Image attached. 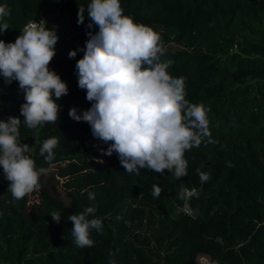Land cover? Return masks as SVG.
I'll return each instance as SVG.
<instances>
[{"label":"trees","instance_id":"trees-1","mask_svg":"<svg viewBox=\"0 0 264 264\" xmlns=\"http://www.w3.org/2000/svg\"><path fill=\"white\" fill-rule=\"evenodd\" d=\"M90 3L0 0L11 10L4 19L9 29L0 34L5 43H14L29 21L46 19V27L55 28L59 39L49 69L68 87V94L56 100L57 123L19 130L36 168L47 169L39 179L38 202L29 204L27 195L15 200L0 167V264H109L112 259L116 264H195L199 256L211 264H264V0H120L123 15L160 35V60L173 61L169 75L185 78V99L210 109L211 135L186 150L187 176L177 180L168 170L161 175L146 169L139 175L121 172L119 179L92 174L90 181L83 180L82 192H71L68 207L53 190L56 177L84 170L112 143L93 138L88 123L68 114L72 108L81 114L92 103L75 74L84 52L77 51L75 59L68 55L85 47L89 31L99 30L87 28ZM79 7L85 19L78 25ZM24 102L18 82L9 85L0 76V120L11 116L23 122ZM51 137L59 144L54 159L45 162L39 148ZM100 168L104 172L103 164ZM197 168L210 172L207 182L200 181ZM154 184L163 190L160 198L152 195ZM182 187L195 190L187 201L191 215L185 201L176 198ZM89 206L96 208L103 227L99 234L91 230L93 247L80 248L67 217ZM53 212L61 213L59 224Z\"/></svg>","mask_w":264,"mask_h":264},{"label":"clouds","instance_id":"clouds-1","mask_svg":"<svg viewBox=\"0 0 264 264\" xmlns=\"http://www.w3.org/2000/svg\"><path fill=\"white\" fill-rule=\"evenodd\" d=\"M7 5L0 6V34L8 31L4 19L10 15ZM83 7H79L78 25L84 23ZM90 23L99 30L89 31L85 47L69 52L75 59L77 51L83 58L76 63L78 87L86 90L91 103L88 110L78 114L69 110L76 122H86L93 138L105 144L112 142L104 155L118 154L120 164L128 173L140 174V169L164 173L168 170L177 180L188 175L186 150L199 147L202 139L210 137L209 121L203 104H192L185 99V78H174L167 69L173 61L162 62L163 46L160 35L151 27L136 24L123 15L120 0H91L87 6ZM55 28L48 29L46 22L29 21L14 43L0 40V76L6 84L17 81L24 103L19 117L0 120V167L10 182L8 192L15 200L23 199L40 187L39 179L47 169L36 168L28 155L32 150L20 139L21 125L29 129L57 123L60 105L56 102L68 94V87L60 76L49 69L56 55L58 43ZM53 97L56 99L54 100ZM212 142V141H209ZM59 139L51 137L42 142L39 155L45 162L54 159ZM47 154V155H45ZM232 167L231 162H226ZM200 181L207 182L210 172L196 169ZM154 198H160L161 187L152 186ZM87 191V190H85ZM195 190L182 187L176 198L185 201L184 209L191 215L187 201ZM94 200V193H88ZM96 208L89 206L81 213L67 217L73 223L71 234L77 247H93L90 232L102 231V220L95 218ZM59 224L61 213H51ZM93 217V218H89ZM109 252V256H113ZM109 264H116L115 260Z\"/></svg>","mask_w":264,"mask_h":264},{"label":"rangeland","instance_id":"rangeland-1","mask_svg":"<svg viewBox=\"0 0 264 264\" xmlns=\"http://www.w3.org/2000/svg\"><path fill=\"white\" fill-rule=\"evenodd\" d=\"M106 150L107 148H104L102 151H99L98 156L93 157L88 162V165L84 170H76L73 173H68L66 176L56 177V181L52 186L54 188L53 190L61 195V197L64 199L68 207L71 204V199H72L71 192L72 191L82 192L85 188V186L84 187L81 186L83 180L90 181L89 177H91L92 174H95L98 177H102L105 176L107 173L108 174L111 173V174H115V176L119 179L123 177L122 173L127 172V170L123 168V166L120 164L119 159L114 158L113 155L107 156L103 154V152ZM93 160L97 161L95 163L99 164V166L93 163L94 162ZM102 164L105 167V169L103 170L104 172H102L100 168ZM57 169H55L56 172ZM7 183H8L7 186L9 187L10 182L7 181ZM90 184L91 183H88L87 187ZM37 191L38 190L36 189L32 193L27 194L28 200L30 201L29 204L32 205L33 203L38 202ZM181 241L183 240H178L177 243H180ZM164 259L165 257L162 256L158 260L163 262ZM195 264H211V263L208 257L199 256L197 257V259H195Z\"/></svg>","mask_w":264,"mask_h":264},{"label":"built area","instance_id":"built-area-1","mask_svg":"<svg viewBox=\"0 0 264 264\" xmlns=\"http://www.w3.org/2000/svg\"><path fill=\"white\" fill-rule=\"evenodd\" d=\"M44 21L47 22L46 19H44ZM32 22H38V21H32ZM20 35H21V34H20ZM0 176H1V175H0ZM2 179H3V181H4L6 184H8V183H7L8 180H7L6 178L3 177Z\"/></svg>","mask_w":264,"mask_h":264}]
</instances>
